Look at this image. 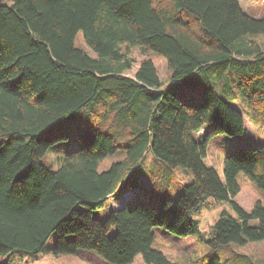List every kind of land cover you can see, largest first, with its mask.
<instances>
[{"label": "trees", "instance_id": "obj_1", "mask_svg": "<svg viewBox=\"0 0 264 264\" xmlns=\"http://www.w3.org/2000/svg\"><path fill=\"white\" fill-rule=\"evenodd\" d=\"M135 47L149 56L129 76ZM241 181L264 191V19L240 0H0V264H179L156 230L202 239L194 264H256L225 252L264 242V202L243 209ZM222 203L234 214L203 235Z\"/></svg>", "mask_w": 264, "mask_h": 264}, {"label": "rangeland", "instance_id": "obj_2", "mask_svg": "<svg viewBox=\"0 0 264 264\" xmlns=\"http://www.w3.org/2000/svg\"><path fill=\"white\" fill-rule=\"evenodd\" d=\"M242 9L250 16L264 19V0H240ZM77 46L91 53L90 49L85 45L84 39L80 34L76 40ZM149 55L143 52L138 47L132 49V59L134 62L133 69L126 72L129 76H134L140 63ZM157 67L161 81L167 82L170 77V70L167 61L164 58L153 57ZM247 128L250 132L257 134L255 127L247 121ZM148 161L152 159L151 155H147ZM224 153L216 143H211L209 146L208 165H213L223 175ZM117 158L109 157L102 164L101 169L109 167ZM181 176H185L179 172ZM180 178V177H179ZM241 180V179H240ZM241 191L236 197V202L246 211L251 212L257 202H264V191L260 190L255 184L248 181H241ZM225 210L234 214L229 204L222 203L205 209L200 216L202 234L206 233L211 225L218 219L220 213ZM155 248H159L172 262L179 264H194L196 257L208 251V246L202 239L197 237L177 238L169 233H163L162 230H156ZM238 251L250 256L256 264H264V242L251 243L245 247L229 246L225 252ZM78 255L62 254L54 256L51 254H39L17 257L16 264H110L97 256L93 251H82ZM132 264H146L142 256H137Z\"/></svg>", "mask_w": 264, "mask_h": 264}]
</instances>
